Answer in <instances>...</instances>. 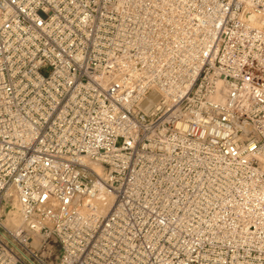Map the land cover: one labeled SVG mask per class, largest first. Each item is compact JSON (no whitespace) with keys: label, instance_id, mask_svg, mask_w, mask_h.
I'll list each match as a JSON object with an SVG mask.
<instances>
[{"label":"built area","instance_id":"1","mask_svg":"<svg viewBox=\"0 0 264 264\" xmlns=\"http://www.w3.org/2000/svg\"><path fill=\"white\" fill-rule=\"evenodd\" d=\"M0 264H264V0H0Z\"/></svg>","mask_w":264,"mask_h":264},{"label":"bare ground","instance_id":"2","mask_svg":"<svg viewBox=\"0 0 264 264\" xmlns=\"http://www.w3.org/2000/svg\"><path fill=\"white\" fill-rule=\"evenodd\" d=\"M219 99L222 98V94H219L218 96ZM98 169V168H96ZM19 211L17 209V207L15 206V208L10 212V216L8 217V221L10 224L12 225H17L18 221H19Z\"/></svg>","mask_w":264,"mask_h":264}]
</instances>
